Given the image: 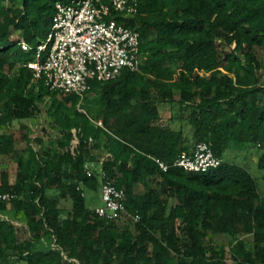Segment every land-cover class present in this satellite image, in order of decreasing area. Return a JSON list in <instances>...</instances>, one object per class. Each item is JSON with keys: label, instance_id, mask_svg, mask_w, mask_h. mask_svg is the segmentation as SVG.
<instances>
[{"label": "trees", "instance_id": "obj_1", "mask_svg": "<svg viewBox=\"0 0 264 264\" xmlns=\"http://www.w3.org/2000/svg\"><path fill=\"white\" fill-rule=\"evenodd\" d=\"M57 1L72 0H0V127L21 121L20 136L0 132V195H13L0 198V264H264V197L249 168L225 158L255 146L264 168V0H139L136 13L116 17L140 31V71L92 80L83 96L36 80L26 65L34 50L20 44L48 35ZM45 96L61 130L47 143L23 121ZM159 102L180 127L163 123ZM202 140L221 165L162 170L152 158L172 164ZM6 155L18 165L15 181ZM105 175L125 190L129 214L111 219L87 205L86 191H99ZM62 200L71 203L65 214ZM7 210L31 238H19ZM223 233L229 257L212 236Z\"/></svg>", "mask_w": 264, "mask_h": 264}, {"label": "built area", "instance_id": "obj_2", "mask_svg": "<svg viewBox=\"0 0 264 264\" xmlns=\"http://www.w3.org/2000/svg\"><path fill=\"white\" fill-rule=\"evenodd\" d=\"M138 3L139 0L57 1L47 39L35 46L25 40L20 42L24 50H34V59L26 65L50 89L82 96L92 80L115 79L125 68L140 71L144 60L140 31L116 17L136 13ZM98 124L103 125L101 120ZM152 158L162 170L178 165L188 171L203 172L222 163L211 143L205 140L198 142L192 153L183 152L172 164L158 156ZM12 196L4 193L0 198L8 200ZM101 197L103 203L96 207L99 215L113 219L127 212L126 192L114 178L104 176ZM139 218L135 216L136 220Z\"/></svg>", "mask_w": 264, "mask_h": 264}, {"label": "rangeland", "instance_id": "obj_3", "mask_svg": "<svg viewBox=\"0 0 264 264\" xmlns=\"http://www.w3.org/2000/svg\"><path fill=\"white\" fill-rule=\"evenodd\" d=\"M46 39H47V35L41 38L42 41H45ZM34 42L36 43L38 41H34ZM221 50H222L221 56H224L226 51L229 50V47L227 45H224ZM258 57L264 63V49L263 48L259 49ZM32 59H34V56ZM49 103H50V99L48 98V96H45V100L39 103L41 107L40 110L36 111V113L30 118L23 120L24 122L28 124L30 135L32 137H40L41 139L45 141V143L55 140L61 134L60 127L57 126L54 119L47 113V107ZM93 104H95V102L93 103L92 101H86L84 103V106L87 108L88 111H90L91 109L96 112V109H94ZM158 104H159L160 111L162 112L163 123L165 124L170 123V125L173 127H180V122H179L180 120L179 121L177 119L170 120V116L172 112H174L173 110L174 108L171 106V104L168 102H159ZM90 113L93 114L92 111H90ZM20 123H21L20 120H16L12 127H9V128L0 127V132L1 133L10 132L11 130L12 131L15 130L17 131V135L20 136L21 135V133L19 132ZM185 131L189 132L190 130L189 128H186ZM33 143L35 144L37 148H40V144L37 143L35 140L33 141ZM16 146L18 149H20V148L25 147L26 143L25 141L20 140V137H18ZM260 152L261 151H259L255 146H250L248 149H237V151L228 149L227 152L225 153V158H230L234 156L236 161L239 164H242L248 167L249 170L252 172V174L255 176L258 182L259 191L262 197H264V168L259 167L257 164V157ZM104 156H105V152L100 151L98 153L99 159L103 158ZM1 161H2L3 167L8 170L11 181H15V177L18 171L17 163L12 159L11 156H8V155L1 156ZM97 165L101 167L100 162L97 163ZM137 190L143 191L144 189L141 187H138ZM86 203L88 206L94 207V208L101 205L103 203L102 197H101V188L99 191L87 190L86 191ZM61 205L64 207V210H65L64 214H65L66 211L70 208L71 203L68 200H62ZM3 215L4 217L10 219L13 222V224L16 227L18 236L21 240L31 238V231L29 229V226L26 220L22 216H15L13 214V211L11 210H7L6 212L3 213ZM212 236L218 245H221V244L226 245L227 257H229L230 256L229 244H230L231 238L224 233L223 234H212ZM40 243L42 244V246L50 245V239L46 236H42L40 239Z\"/></svg>", "mask_w": 264, "mask_h": 264}, {"label": "clouds", "instance_id": "obj_4", "mask_svg": "<svg viewBox=\"0 0 264 264\" xmlns=\"http://www.w3.org/2000/svg\"><path fill=\"white\" fill-rule=\"evenodd\" d=\"M31 60H32V59H31ZM29 61H30V60H29ZM27 62H28V61H27ZM27 66H28V65H27ZM34 77H35V76H34ZM35 79L38 80V79H42V78H36V77H35ZM44 82H45V81H44ZM45 84H46V83H45ZM46 85H47V84H46ZM47 86H48V85H47ZM89 89H90V88H89ZM51 90H52V89H51ZM58 91H60V90H58ZM61 92H62V91H61ZM63 93H65V92H63ZM79 108H80V110H82V111H84V112L86 111L84 107H79ZM101 121H102V120H101ZM95 122H96V121H95ZM97 123H98V121H97Z\"/></svg>", "mask_w": 264, "mask_h": 264}]
</instances>
